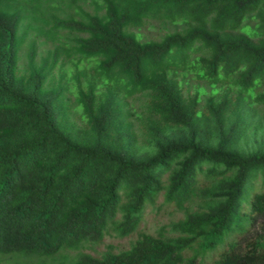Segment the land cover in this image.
<instances>
[{
	"label": "trees",
	"instance_id": "trees-1",
	"mask_svg": "<svg viewBox=\"0 0 264 264\" xmlns=\"http://www.w3.org/2000/svg\"><path fill=\"white\" fill-rule=\"evenodd\" d=\"M263 108L264 0H0V264H264Z\"/></svg>",
	"mask_w": 264,
	"mask_h": 264
},
{
	"label": "rangeland",
	"instance_id": "rangeland-1",
	"mask_svg": "<svg viewBox=\"0 0 264 264\" xmlns=\"http://www.w3.org/2000/svg\"><path fill=\"white\" fill-rule=\"evenodd\" d=\"M155 28H145L143 30V34L146 36V39L156 38L163 34V31L157 24H155ZM259 116H264V108L259 110ZM257 125V127H256ZM256 125L253 124L249 131L246 133L244 139H243V146L247 149H258L260 146L264 143V121L262 122V125L260 126L258 122H256ZM174 134L177 136L178 132H174ZM176 219V216H170L169 214H160L159 216H153L149 215V223L151 229L155 227H160L164 225L167 222H173ZM72 256H74L73 253H71ZM2 264V263H1Z\"/></svg>",
	"mask_w": 264,
	"mask_h": 264
}]
</instances>
